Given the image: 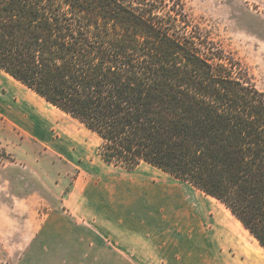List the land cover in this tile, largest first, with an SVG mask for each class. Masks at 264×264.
I'll list each match as a JSON object with an SVG mask.
<instances>
[{
    "label": "trees",
    "instance_id": "1",
    "mask_svg": "<svg viewBox=\"0 0 264 264\" xmlns=\"http://www.w3.org/2000/svg\"><path fill=\"white\" fill-rule=\"evenodd\" d=\"M0 70L99 138L221 204L264 250V92L181 0H0Z\"/></svg>",
    "mask_w": 264,
    "mask_h": 264
},
{
    "label": "rangeland",
    "instance_id": "2",
    "mask_svg": "<svg viewBox=\"0 0 264 264\" xmlns=\"http://www.w3.org/2000/svg\"><path fill=\"white\" fill-rule=\"evenodd\" d=\"M181 1L193 24L238 59L264 92V0ZM62 123L80 144H96L78 123L63 115ZM46 150L7 124L0 109V264H238L255 253L264 258L258 242L223 204L189 184L144 163L126 170L98 156L112 180L126 175L130 193L123 205L128 214L109 212L104 194L82 204L75 190L78 170L64 175L62 169L59 185L58 158ZM120 186L108 182L106 188ZM174 191L195 199L203 220L213 222L219 215L226 242L220 244L207 227L200 234L197 221L183 218L184 204Z\"/></svg>",
    "mask_w": 264,
    "mask_h": 264
},
{
    "label": "crops",
    "instance_id": "3",
    "mask_svg": "<svg viewBox=\"0 0 264 264\" xmlns=\"http://www.w3.org/2000/svg\"><path fill=\"white\" fill-rule=\"evenodd\" d=\"M0 72L4 75H0V94H2L0 109L6 123L16 127L26 139L43 143L48 154L51 157L58 158L60 169L56 175L59 185L62 186V169L66 172L64 175L71 169H76L78 173L75 179V190L82 204L89 197H93L95 200L96 196L104 194L108 199L106 203L110 206L105 209L106 211H122V213L126 212L128 214L123 208L130 197L128 189H125L127 187L126 175H119V178L115 181L109 177L110 173L105 168L106 165L100 162L99 159L101 158L98 159L100 142L96 134L46 102L4 71L0 70ZM62 115L78 123L91 133L96 139V144L85 147L75 137L68 136L62 130ZM108 182L122 185V187L120 186L122 190L120 188L117 191L114 189L108 190L106 188ZM109 197H112L115 201L112 198L109 199ZM115 202L118 206H114ZM60 205L59 210H62V198ZM53 211L58 212V210ZM51 223L49 221L45 227L48 236Z\"/></svg>",
    "mask_w": 264,
    "mask_h": 264
},
{
    "label": "bare ground",
    "instance_id": "4",
    "mask_svg": "<svg viewBox=\"0 0 264 264\" xmlns=\"http://www.w3.org/2000/svg\"><path fill=\"white\" fill-rule=\"evenodd\" d=\"M174 192H176L177 196H180L181 201L184 204L180 207V215H182L183 218L188 219L194 223L197 221L196 224H198V231L200 234H202V231L205 229V227H207V229L210 230H208V232H212L214 236H217L218 242L220 244L226 242V239L223 236L222 224L220 222L219 215H215V217H213V222H210V217L203 220L199 213V205H197L195 199L189 198L185 195L183 196L179 191ZM168 193H171L169 194V196H171L173 192L168 191ZM174 194L175 193H173V195ZM203 212L204 214H206V216L211 215L207 208L203 209ZM231 263L235 264L236 262L231 261ZM238 264H264V258L260 254L255 253L247 256V259L244 262H239Z\"/></svg>",
    "mask_w": 264,
    "mask_h": 264
}]
</instances>
